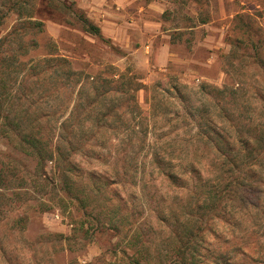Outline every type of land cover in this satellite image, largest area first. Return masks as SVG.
I'll use <instances>...</instances> for the list:
<instances>
[{
    "label": "rangeland",
    "instance_id": "374dc122",
    "mask_svg": "<svg viewBox=\"0 0 264 264\" xmlns=\"http://www.w3.org/2000/svg\"><path fill=\"white\" fill-rule=\"evenodd\" d=\"M13 1L0 0V117L18 123L0 128V264H180L191 226L186 264H264V151L249 174L242 142L264 131V0H168L167 65L70 30L85 18L61 0H24L23 15L68 26L63 42L24 28ZM19 131L49 134L51 161L4 136ZM228 174L240 188L201 224L203 182Z\"/></svg>",
    "mask_w": 264,
    "mask_h": 264
},
{
    "label": "crops",
    "instance_id": "0c3cea01",
    "mask_svg": "<svg viewBox=\"0 0 264 264\" xmlns=\"http://www.w3.org/2000/svg\"><path fill=\"white\" fill-rule=\"evenodd\" d=\"M82 12L87 22L94 25L98 32L93 33L83 27L70 29L61 22L43 19V27L50 35L63 42L62 30L98 34L107 43L126 55L136 54L141 60L137 65H167L173 61L171 30L166 27L163 17L169 7L168 0H61ZM84 21V20H83ZM45 24V25H44ZM126 56H121L123 60Z\"/></svg>",
    "mask_w": 264,
    "mask_h": 264
},
{
    "label": "trees",
    "instance_id": "16d2710c",
    "mask_svg": "<svg viewBox=\"0 0 264 264\" xmlns=\"http://www.w3.org/2000/svg\"><path fill=\"white\" fill-rule=\"evenodd\" d=\"M24 4H25L24 0L13 1V3L11 4V7L15 8L18 12L17 13L18 21H21L22 24H24V26H23L24 28H25V25L37 26V27L41 28V26L43 25V22L41 20L37 19V17L34 15V12H32L31 9L27 10L28 13H26V15H23L24 14L23 13L24 12ZM84 22L86 24L85 25L86 30H90L93 33L98 32L97 28L94 25L87 22L85 19H84ZM2 24H3V21L1 20V17H0V28H1ZM9 35H10V33L8 32L7 36H9ZM2 63H3L2 66L6 68V71L10 70V66L5 64L6 58L3 59ZM20 63H18V64H20ZM15 66H17L18 68ZM22 67H23V65H14L15 70H18V71L23 70ZM123 75L124 74L118 75V78L121 76L123 77ZM20 85H22V84H20ZM222 110L225 113L228 112L227 109H225V107H222ZM201 116H204V115L201 114ZM21 118L23 119V123L27 122V119H25L23 117H21ZM203 118L205 119L204 120L205 123L210 124V119L208 120V118H210V117L208 115H207V117L205 116ZM12 119L13 118L8 116L7 114L1 116L0 117V128L4 127L5 125H9V124H13V125L18 124L15 122L16 120L11 122ZM22 119H20L21 122H22ZM256 128L257 129H255V134L257 136L253 137V140H256L259 142L260 146L258 148L252 149L251 147L246 146L247 144L245 141H242L243 142V150L247 151L244 159L254 158L253 159L254 162L247 165L246 169H245L249 174L253 173V168H251V166L253 164H255L256 161L262 159V157H263L262 152L264 151V131H263V129H259L258 127H256ZM212 132L215 134V136L217 137L218 140H221V141L224 140V138H223L224 134L223 133H218L215 130H212ZM200 134L201 135L204 134L203 136H205V138L208 142L211 141V138L207 133H203L201 131ZM225 135H227V134H225ZM259 135H261V137H259ZM4 136L15 137L18 144L21 145V148L24 149L25 153L28 156L32 157L33 159H36V163L38 166H43L48 161H51V158L53 157L54 151H53L52 146H51V142H50L51 136L49 137V134H47V136L45 135L46 137H42L38 131H36V132H20L19 131V132H14L13 135L10 133L4 132ZM216 151H218L219 154H224L218 147L216 148ZM249 151H250V153H249ZM260 151H261V153H259ZM222 158L224 159L223 160L224 162H222V165L225 166V163H226V165L228 164L230 166H235V163H234V161H232V158L230 156H227L224 154L222 156ZM253 166H255V165H253ZM1 171H2V168H1ZM0 175H1V173H0ZM231 177H233V176L228 174V176L224 178V181L222 182V184H220L219 182H215L216 184L210 183L209 181H212V180L203 182V186L205 187V189L201 190V205L197 204V206H195V207H197V209H199V207L201 209V221H202L201 224L204 225V223L208 220V219H203V218L212 217L217 210H220L224 213V210L226 208H223V203H222L223 200L222 199L230 196L232 193H236L237 189L240 188L239 182L235 181V179H232ZM15 184H17V187H20L21 189L24 188V186H23L24 181H17V183L15 182ZM14 194L18 195V192L14 193ZM203 225H201V229H202ZM184 229H185L184 234L180 236L182 246H178L175 249L176 255L179 256L178 258H179L180 264H186V260L191 261V258L193 259L192 255H191L192 253H188L187 250H191L192 252H194L193 248H196V245L193 244L194 240L190 239V238L192 236L198 234V231H196L194 228H192V226L184 228ZM182 236H187L189 241L188 240L185 241L182 238ZM179 241H180V239H179ZM188 245H189V248H187ZM187 254H190V255L187 256ZM133 263L134 264H140V261H134L133 260Z\"/></svg>",
    "mask_w": 264,
    "mask_h": 264
}]
</instances>
